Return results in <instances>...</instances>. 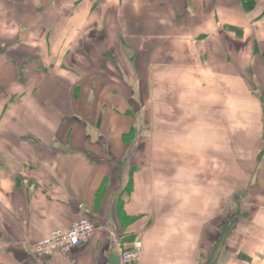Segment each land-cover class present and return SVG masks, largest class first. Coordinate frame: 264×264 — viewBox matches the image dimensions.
<instances>
[{
  "label": "crops",
  "instance_id": "crops-1",
  "mask_svg": "<svg viewBox=\"0 0 264 264\" xmlns=\"http://www.w3.org/2000/svg\"><path fill=\"white\" fill-rule=\"evenodd\" d=\"M253 1L0 0V264H264Z\"/></svg>",
  "mask_w": 264,
  "mask_h": 264
},
{
  "label": "built area",
  "instance_id": "built-area-1",
  "mask_svg": "<svg viewBox=\"0 0 264 264\" xmlns=\"http://www.w3.org/2000/svg\"><path fill=\"white\" fill-rule=\"evenodd\" d=\"M95 226L88 218H81L68 228L57 229L44 241L33 247L38 259H47L55 255H68L74 248L91 240L95 233ZM143 243L135 239L131 247L122 251L121 264H135L142 258Z\"/></svg>",
  "mask_w": 264,
  "mask_h": 264
},
{
  "label": "trees",
  "instance_id": "trees-1",
  "mask_svg": "<svg viewBox=\"0 0 264 264\" xmlns=\"http://www.w3.org/2000/svg\"><path fill=\"white\" fill-rule=\"evenodd\" d=\"M243 5L246 11L253 10L255 7V3L253 0H243Z\"/></svg>",
  "mask_w": 264,
  "mask_h": 264
},
{
  "label": "rangeland",
  "instance_id": "rangeland-1",
  "mask_svg": "<svg viewBox=\"0 0 264 264\" xmlns=\"http://www.w3.org/2000/svg\"><path fill=\"white\" fill-rule=\"evenodd\" d=\"M197 166V165H196ZM230 202H234V198L231 199ZM229 205V204H228ZM236 215L234 213H231V215H228V222H234Z\"/></svg>",
  "mask_w": 264,
  "mask_h": 264
}]
</instances>
